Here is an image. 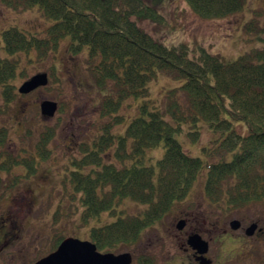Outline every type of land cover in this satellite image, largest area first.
I'll list each match as a JSON object with an SVG mask.
<instances>
[{
	"label": "trees",
	"instance_id": "1",
	"mask_svg": "<svg viewBox=\"0 0 264 264\" xmlns=\"http://www.w3.org/2000/svg\"><path fill=\"white\" fill-rule=\"evenodd\" d=\"M185 1L203 18L231 15L244 3ZM0 5L15 10L37 5L43 16L54 21L40 37L13 26L0 32V112L7 111L15 96L9 82L20 66V54L29 56L34 51L43 57L56 51L60 39L66 36L68 50L77 53L87 49L85 69L105 92L99 117L109 115L113 119L101 127L91 147L79 145L83 154L68 159L75 169L65 166L61 183L66 188L69 182L73 192L79 194L75 208L80 210L82 223L102 211L114 212L113 207L126 197L144 208L91 228V240L99 249L138 240L187 194L203 168L207 169L204 193L210 202L240 207L264 200V47L226 62L202 48L194 54L184 42L167 46L138 24L159 18L146 0H0ZM246 26L257 29L252 21ZM259 30L264 44V26ZM156 71L184 78V83L168 90L161 106L150 108L143 101L125 134H111L109 127L121 120V116L113 115L121 102L130 96L148 95L147 83ZM200 121L216 134L210 149L204 148L207 157H217L214 162L185 153L175 137L188 123L192 129L188 134L195 139ZM7 133L8 128L0 125V196L22 177L13 171L14 166L24 165L28 175L36 169L37 160H44L50 153L47 141L51 131H42L32 150L21 149L24 155L19 150H2L8 142ZM159 144L164 153L157 161L154 181L155 168L146 164L145 149ZM103 153L110 159L106 160ZM87 167L90 169L82 173ZM62 239L55 236L53 248Z\"/></svg>",
	"mask_w": 264,
	"mask_h": 264
},
{
	"label": "rangeland",
	"instance_id": "2",
	"mask_svg": "<svg viewBox=\"0 0 264 264\" xmlns=\"http://www.w3.org/2000/svg\"><path fill=\"white\" fill-rule=\"evenodd\" d=\"M146 1L156 9L159 18L146 19L138 24L167 46L184 42L194 54H198L202 48L226 62L235 60L252 49L264 47L260 40L263 35L259 30L264 26V0H244L242 9L221 18L200 17L185 0ZM250 21L255 23V31L246 26ZM53 22L42 15L37 5L25 10L0 5V32L13 26L40 37L44 35V29ZM68 41L67 36L61 38L56 51H50L43 57H38L34 51L29 56L20 54V66L15 78L9 82L15 89V96L7 111L0 112V125L8 128V142L2 150L17 151L20 147L32 150L44 130L51 131V137L47 141L49 155L44 160L38 159L36 169L28 175H25L24 166H14L13 171L23 176L18 185L0 198V216H5L2 225L11 227L14 232L10 245L0 250V264H32L53 249L55 236L91 239V228L110 223L118 215L139 213L144 208V205L126 197L121 204L113 207L114 212L102 211L99 216L82 223L80 210L75 208L79 194L73 192L69 182L66 183V188L61 183L65 166L75 169L74 165L68 164V159L79 158L83 154L79 145L87 144L91 147L90 144L100 134L101 127L105 128V122L111 123L113 119L109 115L102 116L103 119L99 117L105 92L96 86L85 69L87 49L73 53L71 48L67 50ZM38 72L48 74V83L26 95L18 94L20 84ZM183 83L184 78L156 71L155 76L147 83L148 95L130 96L121 102L117 112L113 114L121 116V120L109 127L110 133L123 136L143 101H147L150 108L161 106L165 101V93ZM44 99L58 103L55 114L46 119L39 112V102ZM188 125L184 123L182 129L175 133L183 151L200 157L203 161L217 160L215 156L207 157L205 151L208 150H204L207 147L210 149L216 134L211 132L205 122L200 121L199 134L193 139L188 134L192 130ZM114 147L115 145L109 150L113 152ZM163 153L162 144L145 149L146 164L155 168L154 181L157 177V161ZM106 154L103 157L109 160L111 156ZM88 169L90 167L82 170V173H86ZM206 170L203 168L187 194L180 199L181 203L175 204L153 227L145 229L138 240L130 244H118L107 251L114 254L129 252L131 264L148 261L152 244L168 240L169 228L176 223L174 220L177 216L188 213L192 216L194 211L202 215L218 208L228 212L225 206L213 205L206 199L203 192ZM235 213L243 217H264V203H250L231 210L229 215Z\"/></svg>",
	"mask_w": 264,
	"mask_h": 264
},
{
	"label": "flooded vegetation",
	"instance_id": "3",
	"mask_svg": "<svg viewBox=\"0 0 264 264\" xmlns=\"http://www.w3.org/2000/svg\"><path fill=\"white\" fill-rule=\"evenodd\" d=\"M188 214L175 218L167 241L152 244L148 256L150 264H264V217L229 215L221 210ZM4 217L0 216V250L14 238L11 227L2 225ZM232 219L239 223L236 228L230 227ZM179 221H183L181 227H178ZM251 227L252 232H248ZM194 234L207 242L202 248L204 251L188 241Z\"/></svg>",
	"mask_w": 264,
	"mask_h": 264
},
{
	"label": "water",
	"instance_id": "4",
	"mask_svg": "<svg viewBox=\"0 0 264 264\" xmlns=\"http://www.w3.org/2000/svg\"><path fill=\"white\" fill-rule=\"evenodd\" d=\"M48 83V76L45 72H39L27 80L23 81L18 87L20 94H27L38 87L45 86ZM57 110V103L52 100L44 99L39 103V111L44 119L52 117ZM182 226V222L178 223V227ZM238 222L233 220L231 227L236 228ZM253 227L248 229L252 232ZM188 241L204 251L206 242L200 238L198 234H194L188 238ZM34 264H131V255L128 252L120 254L100 253L96 251L95 245L88 240H80L78 238H64L57 248L37 260Z\"/></svg>",
	"mask_w": 264,
	"mask_h": 264
}]
</instances>
